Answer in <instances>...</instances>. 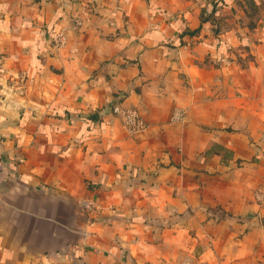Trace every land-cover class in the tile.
Wrapping results in <instances>:
<instances>
[{"label":"crops","instance_id":"0c3cea01","mask_svg":"<svg viewBox=\"0 0 264 264\" xmlns=\"http://www.w3.org/2000/svg\"><path fill=\"white\" fill-rule=\"evenodd\" d=\"M258 189L264 0H0V264H264Z\"/></svg>","mask_w":264,"mask_h":264},{"label":"built area","instance_id":"2783aa9c","mask_svg":"<svg viewBox=\"0 0 264 264\" xmlns=\"http://www.w3.org/2000/svg\"><path fill=\"white\" fill-rule=\"evenodd\" d=\"M77 25H80V22H76ZM56 42L63 44V37L61 34H57L55 38ZM112 112L119 116L123 124L124 130L129 135H138L145 132L148 128V124L140 114L139 110L136 108H124L119 105H116L112 108ZM185 118V112L182 109H176L172 115L171 121L173 123L182 122Z\"/></svg>","mask_w":264,"mask_h":264},{"label":"rangeland","instance_id":"374dc122","mask_svg":"<svg viewBox=\"0 0 264 264\" xmlns=\"http://www.w3.org/2000/svg\"><path fill=\"white\" fill-rule=\"evenodd\" d=\"M257 195H258L257 197L259 198L260 202L263 201L264 192L261 191V189L257 190ZM258 204H260V203H258Z\"/></svg>","mask_w":264,"mask_h":264}]
</instances>
